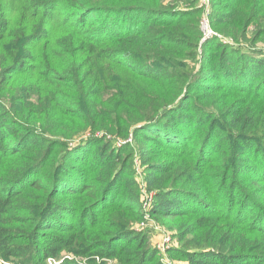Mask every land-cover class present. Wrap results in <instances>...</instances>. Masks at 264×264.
Wrapping results in <instances>:
<instances>
[{"label": "trees", "instance_id": "1", "mask_svg": "<svg viewBox=\"0 0 264 264\" xmlns=\"http://www.w3.org/2000/svg\"><path fill=\"white\" fill-rule=\"evenodd\" d=\"M197 5L0 0V259L164 264L148 216L189 264H264V31L235 6L200 62ZM70 118L103 137L71 143Z\"/></svg>", "mask_w": 264, "mask_h": 264}, {"label": "rangeland", "instance_id": "2", "mask_svg": "<svg viewBox=\"0 0 264 264\" xmlns=\"http://www.w3.org/2000/svg\"><path fill=\"white\" fill-rule=\"evenodd\" d=\"M198 5L197 8L200 10L202 9V12L200 14V22L199 27L200 31L202 33V39L200 43L199 48V55H200V62L201 57L203 54L202 47L205 42H203V39L205 38V31H204V25H208L209 29L212 31V35L218 37V39L223 40H229L230 43L233 41L232 37H224V35L218 33L215 31V29L212 27V19L219 17L221 15H225L228 13H231L232 10H234L235 6H238V8L242 9V12L247 14L246 20L249 19L250 15V9L257 10V17L254 23H248V33L247 37H254L257 32L264 31L262 28L264 27V2L261 0H246L243 4L241 2H235L234 0H197ZM180 5L178 7L188 8V4L184 2H178ZM249 13V14H248ZM235 42V41H233ZM256 48L253 49H261L264 50V37L259 40L256 44H253ZM258 46V48H257ZM69 123L76 127V136L73 140H70L71 143L78 142L76 145L80 144L82 140L91 138V137H103V134L100 132L94 133L90 129H83L82 124H77L70 118ZM106 139L111 140L112 144L114 145V149H122L123 146L127 144H134V138L133 135L125 136H117V135H109L106 137ZM74 145V144H73ZM74 145V147L76 146ZM132 153V152H131ZM130 151L125 153L126 156L130 157L131 155ZM135 157V156H134ZM137 171H136V177L142 182L145 173L148 172L147 167H143L141 163L137 162ZM154 197V194L145 195L144 201L145 204V212L151 210L152 206V199ZM147 222L141 223L136 226V229L139 231H143L144 234L147 236L149 241V248L151 251H156L158 253L157 259H160L162 263L164 264H189L187 260H182L180 258H175L172 256L171 251H177V252H190L195 253L196 250L190 247V245H186L185 242L181 240V238L178 237V231L176 229V225L172 223L165 224L163 222H158L155 219H152L148 216ZM186 245V246H185ZM72 258L75 255H70ZM68 256L70 259L71 257ZM91 259V258H89ZM78 260L83 261L82 263L87 264L88 261L82 260L81 258H78ZM0 264H13L10 262H5L2 259H0ZM109 264H112V262H109Z\"/></svg>", "mask_w": 264, "mask_h": 264}, {"label": "built area", "instance_id": "3", "mask_svg": "<svg viewBox=\"0 0 264 264\" xmlns=\"http://www.w3.org/2000/svg\"><path fill=\"white\" fill-rule=\"evenodd\" d=\"M204 31H205V38L203 39V42H206L213 35H212V31L209 29L208 25H204Z\"/></svg>", "mask_w": 264, "mask_h": 264}]
</instances>
